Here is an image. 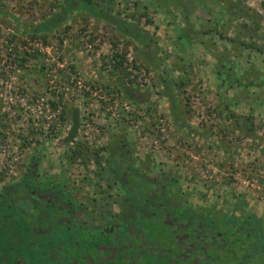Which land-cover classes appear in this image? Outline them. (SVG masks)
Masks as SVG:
<instances>
[{
  "label": "rangeland",
  "instance_id": "374dc122",
  "mask_svg": "<svg viewBox=\"0 0 264 264\" xmlns=\"http://www.w3.org/2000/svg\"><path fill=\"white\" fill-rule=\"evenodd\" d=\"M108 154L130 193L233 215L209 264H264V0H0V191L33 155L96 180Z\"/></svg>",
  "mask_w": 264,
  "mask_h": 264
},
{
  "label": "flooded vegetation",
  "instance_id": "af4514ba",
  "mask_svg": "<svg viewBox=\"0 0 264 264\" xmlns=\"http://www.w3.org/2000/svg\"><path fill=\"white\" fill-rule=\"evenodd\" d=\"M109 156L97 165L95 180V167L78 177L71 166L39 163L33 155L0 191V264H209L232 258L234 231L220 225L232 228L233 215L223 217L217 205L199 207L182 193L170 196L157 181L150 182L159 191L130 193L142 186L126 177L140 170L134 163H110ZM123 156L118 149L119 163Z\"/></svg>",
  "mask_w": 264,
  "mask_h": 264
},
{
  "label": "trees",
  "instance_id": "16d2710c",
  "mask_svg": "<svg viewBox=\"0 0 264 264\" xmlns=\"http://www.w3.org/2000/svg\"><path fill=\"white\" fill-rule=\"evenodd\" d=\"M87 1V0H86ZM28 54H30L28 52ZM116 56H119V58H117ZM114 58H115V62H114V65L116 67H120L122 68L123 70L126 69V66L123 65V61H124V57L122 54H118V53H115L114 54ZM16 60H18V58H16ZM19 60L22 62L25 60V57H22L21 59L19 58ZM20 64V63H19ZM125 73L127 74H130L131 72L130 71H127V69L125 70ZM128 92V91H127ZM51 103H55V102H51ZM75 134V126L73 127V129L70 131V134H69V137L71 138L73 135Z\"/></svg>",
  "mask_w": 264,
  "mask_h": 264
},
{
  "label": "built area",
  "instance_id": "2783aa9c",
  "mask_svg": "<svg viewBox=\"0 0 264 264\" xmlns=\"http://www.w3.org/2000/svg\"><path fill=\"white\" fill-rule=\"evenodd\" d=\"M74 85H77L80 87L82 85L81 80L78 78L74 79Z\"/></svg>",
  "mask_w": 264,
  "mask_h": 264
}]
</instances>
